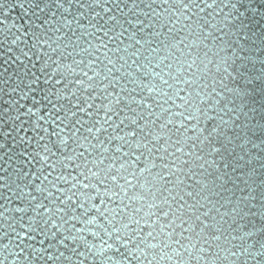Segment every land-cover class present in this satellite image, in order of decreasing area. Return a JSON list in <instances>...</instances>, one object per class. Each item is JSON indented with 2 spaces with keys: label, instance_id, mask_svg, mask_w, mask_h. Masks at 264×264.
I'll return each instance as SVG.
<instances>
[{
  "label": "water",
  "instance_id": "1",
  "mask_svg": "<svg viewBox=\"0 0 264 264\" xmlns=\"http://www.w3.org/2000/svg\"><path fill=\"white\" fill-rule=\"evenodd\" d=\"M36 3L41 8L47 3L48 7L43 12L29 10L27 15H22L19 7L8 9V22L22 25V31L10 28L0 32V144L4 145L0 148V176L6 178L0 184L7 185L0 188V212L7 217H0V245L9 246L0 248V259L7 257L4 264H149L153 255L160 259L161 251L172 260L160 259V264H264V0H195L183 16L151 0H107V13L99 7L82 9L67 0H61L67 12L56 6V0ZM153 11L160 15H153ZM93 13L99 16L93 18ZM110 16L119 23L109 20ZM164 16L168 19H162ZM26 21L40 25L41 31L60 29L55 35L62 37L61 47H67L64 56L59 51L49 52L53 60L65 64L74 59L95 62L93 67L100 72V79L94 78L95 99L91 98L93 90L80 89L74 83L68 88H77L75 95L66 89L59 102L54 95L43 98L48 92L43 84L46 73L40 71L41 61L30 50L32 29ZM92 25L102 30L96 31ZM109 28L112 31L106 36L104 30ZM16 36L20 40L11 44ZM100 41L107 49L91 47ZM24 51L29 52L28 57ZM46 51L41 46V52ZM105 51L112 64L103 58ZM85 71L93 75L89 69ZM31 79H36V84H27ZM69 79L83 77L74 73ZM63 84L61 81L56 87L63 88ZM81 92L92 104L112 102L114 113L107 114L111 119L101 120L104 127L95 136L84 131L90 125L75 126L77 136L85 138L87 150L76 148L69 140L61 152L54 146L57 138L52 133L63 129L61 135L67 136L72 128L63 121L65 111L56 112L53 105L59 108L63 104L78 118L91 120L78 111L84 103ZM35 100H40L42 112L47 111L41 121L47 133L28 127L29 117L20 115ZM100 115L104 116L102 110ZM16 116L19 119H13ZM128 132L135 135L128 136ZM157 133L160 135L153 140ZM39 136L46 137L39 144L47 143L54 153L49 163L82 152L89 165L96 158L105 166L113 164L114 169L127 162L132 165L129 171L136 173L151 160L155 167L147 168L135 180L128 176L133 184L130 192L143 193L144 200L130 202L125 211L140 203L147 210L153 193L159 200L166 198L170 212L186 209L181 211L187 221L183 228L195 221L192 227L196 235L183 233L191 237V243L185 239L168 245L161 236L144 242L157 244L156 249H145L135 241L125 247L124 230L117 223L123 221L119 212L110 222L107 213L101 216L87 201H81L75 194L79 188H71L74 181H59L57 170L50 167L43 170L48 177L45 180L38 171L39 161L24 155L37 148ZM138 143L142 147H130ZM82 159L77 157L76 163ZM67 163L69 167L62 173L82 180L75 164ZM164 164L168 167H161ZM154 175L162 177L156 185L159 192L153 187ZM118 182L123 184L124 180ZM140 184L145 187L140 188ZM36 185L42 191H37ZM92 204H99V200ZM110 206L122 205L112 201ZM16 208L26 211L18 213ZM30 218L36 227L28 233L33 239L18 235L23 231L19 224L27 225ZM90 218H95L94 223H88ZM160 219L167 221L163 216ZM134 229L129 225V231ZM149 230L141 225L140 235ZM133 247L137 252L130 251Z\"/></svg>",
  "mask_w": 264,
  "mask_h": 264
},
{
  "label": "snow or ice",
  "instance_id": "2",
  "mask_svg": "<svg viewBox=\"0 0 264 264\" xmlns=\"http://www.w3.org/2000/svg\"><path fill=\"white\" fill-rule=\"evenodd\" d=\"M69 4H72L75 2L79 8L82 9H91L93 7H99L101 8L105 13L109 12L110 10L105 7L104 5L107 3V0H84V2H81V0H67ZM152 3H161L168 6V9H176L180 16H183L184 10L189 8L190 6L195 4V0H151ZM25 4H27V8L25 7ZM56 6L58 8H61L64 12L68 11V8H65L63 3H61V0H56ZM211 5H209L210 7ZM12 7H19L21 9L22 15H27L29 13V10H35L40 9L41 12L44 11L48 7V4L45 3L43 8L40 7L38 3H36V0H14V3H9L8 0H2L0 2V25H5L4 29H0V32H5L10 28H17V31H22L23 26L17 27L15 23H9L7 20L8 17V9ZM153 15L159 16L160 14L153 11ZM96 16H99V13H93V18ZM162 19L167 20L168 17L164 16ZM109 20L113 21L114 23H119L117 21V18L115 16H110ZM29 24V28L32 29L30 31V35L33 38V43L31 45L30 50H34L36 53V58L41 61L40 64V71L46 73L45 79L43 80V84L48 87V92L45 93L44 99L47 100L49 95H54L56 97L57 102L63 100L64 92L65 90H69L73 95L76 94L77 88H71L69 89L68 86L70 84L77 85L80 89L83 90H93L92 99H95L94 94V78L95 80L100 79V72L96 70L93 60H88L85 62L84 60L74 59L71 64H65L62 63L60 60H53L51 56L49 55V52L56 53L59 51L60 56H64V47H67V45H64V47H61V44L59 41H61L62 37L55 35L56 32H59L60 29H52L48 28L46 30H38L41 28L40 25L33 24L31 22H27ZM44 23L51 24L52 22L50 20H45ZM65 23H70L69 21H65ZM107 23V21H106ZM93 28H95L96 31H101L102 29L99 27H96V25H92ZM112 31L111 28L104 30V34L107 36L108 33ZM51 33L52 35H49ZM54 37V38H53ZM111 38V37H110ZM119 37L117 36V39ZM20 40L19 36H16L12 41L11 44H16V42ZM41 46H44L48 49L46 52H41ZM175 47V45H172ZM91 47L97 51L101 47H104L107 49V45L104 41H100L98 44H92ZM8 52L12 51V48L7 49ZM84 51H87L85 49ZM25 57L29 56L28 51H24L22 53ZM68 55H71L69 52ZM103 58L107 61V64H112V59L108 56L107 51L103 54ZM83 64V68H80L79 66ZM85 69H89L93 75H89L88 71H85ZM74 73H78L80 77H83V79H76L75 81L69 79L70 76H72ZM61 81L64 82L63 88L56 87L57 85L61 84ZM36 79H31L27 82V84H36ZM106 87V86H105ZM15 90V89H13ZM31 91L35 92V89H31ZM28 95L27 92L24 93V97ZM109 95H111L109 93ZM24 97H21L22 99ZM80 100L83 101V105L78 108V111L80 113H86L89 117H92L91 120H82L76 116V112L72 111L71 108L65 109V106L61 104L59 108H56L55 105H53V108L56 112L65 111V115L63 118V121L68 123L72 131L69 135L64 136L61 135V132H63V129H59L58 131H54L52 135L56 136V142L55 147L60 149L61 152L64 150V146L68 144V141L71 140L74 142L76 148H83L87 150L86 144H85V138L81 136H77L76 134V125H90L88 127L84 128V131L89 133L90 135L95 136L97 132H99L103 127L104 124L101 122V120L111 119V116H108V113H114V107L113 103H104L101 102L99 104H92L89 103V97L85 96L83 92L80 93ZM74 103H79V101H76ZM115 103H119L116 101ZM187 103V101L185 102ZM42 105L40 100H35L31 106L27 108L25 112L20 113V115H24L29 117L28 127L39 130L41 132H48V128L42 127L41 121L44 120L45 115H47V111L44 110L42 112ZM91 110V111H89ZM103 111L104 116L100 115V111ZM133 111H135L133 109ZM179 115V113H178ZM34 117V118H33ZM13 119H19V116L13 117ZM57 120L60 119L59 116L56 117ZM172 121H169L171 123ZM122 123V122H121ZM132 123H135V120H132ZM99 125V127H97ZM51 127V125H50ZM163 127V126H162ZM128 136H134L135 133L128 132ZM160 133H157L152 136V139H157V136H159ZM23 139V138H21ZM112 139H123L122 137H112ZM46 140L45 136H39L37 137V148L34 149L31 153H25L24 155H30L32 159L38 160L40 168L38 171L41 172V175L46 180L48 177L46 174H44V169L46 167L53 168L57 170L58 175L56 179L62 182H73L71 184V188H79V191L75 193L78 195L81 199V201H87V203L96 209L97 213L101 216H104L105 213L108 214L111 220L116 219V213L119 212L122 217L123 221H117V223H120L121 229L124 231L121 233L123 238L125 239V247L128 246V244L132 243L133 241L136 242V244H143L145 249H156L157 244L153 243H147L144 242L148 238H159L161 236L164 237V243L168 245L172 244H178L182 240L187 239L189 243H191V237H184L183 233L185 231L192 233L193 236L196 235V233L193 230L192 224L195 223L193 221L192 223L188 224V228L185 229L182 227L183 224L187 223L184 216L181 214V211L185 210H177V211H171L170 212V205L168 199L159 200L158 197L155 196V193H153V201L149 202L146 206L147 210H145V205L143 203L139 204V207H133L132 211H125L126 208L130 206V202H141L144 200V194L143 193H137V192H130V189L133 188V184L128 180V176H132L133 180L136 179V177L141 176L144 171L147 170V168L155 167V164L150 160L147 164V167L145 169H141L140 171L136 173H132L129 171V169L132 167L129 163H121L118 168L114 169L113 164L109 163L106 166L104 165V161L102 159L96 158L89 162L87 161V158L84 157V153H76L73 152L71 154L63 155L60 158L56 159L55 161H52L49 163V156L54 155L52 152V148L47 144L40 145L39 141ZM176 143L179 145L181 141L177 139ZM4 145L0 144V148H3ZM98 145H92V148H96ZM130 147H142L139 143L136 145H131ZM180 149L177 148V151ZM103 152H107V148L102 149ZM117 153L120 151L119 148L115 150ZM151 149H149V152ZM164 151H167L165 148ZM130 155V153H129ZM77 157H83L80 163H76ZM110 159L118 160L119 157H111ZM139 159V157H137ZM161 159H167L166 156H162ZM68 161H71L75 164V167L77 169V173L79 177H82L83 179H78L77 176H65L62 173V169H67L69 167ZM31 161H29L30 163ZM23 163V161H22ZM161 167H168L166 164L161 165ZM95 169V170H93ZM19 171V169L17 170ZM175 171L179 172L180 168L177 167ZM127 173V175H125ZM25 175H27L25 173ZM6 178L4 176H0V181L5 180ZM120 179L124 180V183L121 184L118 181ZM162 177L158 175L153 176V187L155 188L156 192H159L160 189L156 188V185L161 184ZM28 183H31L29 180ZM55 187V184L52 185ZM6 184H0V188H6ZM19 188V185H17ZM140 188H144V184L139 185ZM37 191H42L39 185H36ZM71 190V189H70ZM22 194L23 193V190ZM66 200H71V196H66ZM93 200H99V204H92ZM112 201H119L121 207H113L110 206ZM64 201H61L63 203ZM107 202V203H106ZM100 205H104L103 208L100 207ZM36 208H39L40 205L36 204ZM159 208L160 211L154 212L153 209ZM16 212H23L26 211V209L23 208H16ZM58 211H62L61 209H58ZM54 215V214H53ZM155 216V219H151V217ZM166 217L167 221L165 223L161 222L160 217ZM0 217H3L4 219H7V217L3 216V212H0ZM95 218H90L88 220V223H94ZM195 220H199V217H196ZM34 220L30 218V221L27 225L20 223L19 228L22 229L20 233H18L19 236L24 237L27 236L28 239H33V236H29L28 233L35 232L36 227L33 226ZM51 223V221H49ZM129 225H134L135 229L132 231H129ZM141 225L147 226L150 230L147 231L143 236L140 235V229ZM53 227L55 225L53 224ZM139 237V239H138ZM9 246L8 244L0 245V248L7 249ZM26 247H30V245H26ZM131 252H137V249L133 247ZM175 251V249H173ZM139 254H143V250L139 251ZM179 255V253H176ZM160 259H167L169 261L172 260V256L168 255L167 253L161 251L159 253ZM51 258V257H49ZM7 259V257H4L3 259H0V264H4V260ZM160 259L157 258V256L153 255L152 260L149 261V264H152V261H155V264H160ZM180 264H185V261H180Z\"/></svg>",
  "mask_w": 264,
  "mask_h": 264
}]
</instances>
